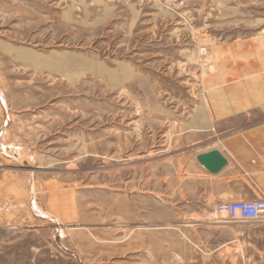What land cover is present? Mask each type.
Wrapping results in <instances>:
<instances>
[{"label": "rangeland", "instance_id": "374dc122", "mask_svg": "<svg viewBox=\"0 0 264 264\" xmlns=\"http://www.w3.org/2000/svg\"><path fill=\"white\" fill-rule=\"evenodd\" d=\"M261 190L264 0H0V264H264Z\"/></svg>", "mask_w": 264, "mask_h": 264}, {"label": "built area", "instance_id": "2783aa9c", "mask_svg": "<svg viewBox=\"0 0 264 264\" xmlns=\"http://www.w3.org/2000/svg\"><path fill=\"white\" fill-rule=\"evenodd\" d=\"M217 211L230 221H264V199L223 203Z\"/></svg>", "mask_w": 264, "mask_h": 264}, {"label": "crops", "instance_id": "0c3cea01", "mask_svg": "<svg viewBox=\"0 0 264 264\" xmlns=\"http://www.w3.org/2000/svg\"><path fill=\"white\" fill-rule=\"evenodd\" d=\"M231 140H236V138H228L227 141H225V144L223 147H219V146H212L211 148H207V149H201L197 152V155L200 154V153H204V152H207V151H210L212 149H218L220 150L227 158H228V161H230V156L234 153V149H235V145H234V141H231ZM250 139H246L244 138L243 141H242V148H244V150L246 149H250ZM198 163V166L200 167V170L202 171L203 173V176H207V173L209 172L202 164H200L199 162ZM210 173V172H209ZM210 194V193H209ZM256 196H264V190H261L260 192H258V194H255ZM209 198H212V199H216L218 202L220 201H229L231 200V198L235 195H232V194H229L228 192H214L210 195H208Z\"/></svg>", "mask_w": 264, "mask_h": 264}, {"label": "water", "instance_id": "95a60500", "mask_svg": "<svg viewBox=\"0 0 264 264\" xmlns=\"http://www.w3.org/2000/svg\"><path fill=\"white\" fill-rule=\"evenodd\" d=\"M197 160L213 174L220 173L228 164V159L218 149H212L210 151L198 154Z\"/></svg>", "mask_w": 264, "mask_h": 264}, {"label": "bare ground", "instance_id": "6f19581e", "mask_svg": "<svg viewBox=\"0 0 264 264\" xmlns=\"http://www.w3.org/2000/svg\"><path fill=\"white\" fill-rule=\"evenodd\" d=\"M201 154V153H200ZM225 156V155H224ZM226 157V156H225ZM227 158V157H226ZM228 159V158H227ZM211 173V172H210ZM213 174V173H212ZM240 201H244V200H240ZM231 202H234V201H231ZM223 203H229V202H222L221 204Z\"/></svg>", "mask_w": 264, "mask_h": 264}]
</instances>
